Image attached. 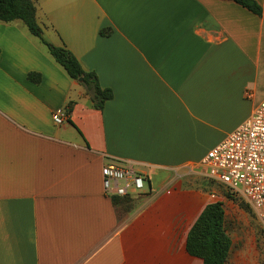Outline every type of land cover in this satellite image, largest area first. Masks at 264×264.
Instances as JSON below:
<instances>
[{
    "label": "crops",
    "instance_id": "0c3cea01",
    "mask_svg": "<svg viewBox=\"0 0 264 264\" xmlns=\"http://www.w3.org/2000/svg\"><path fill=\"white\" fill-rule=\"evenodd\" d=\"M35 1L44 38L114 97L95 108L22 21H0V264H203L188 235L229 202L203 160L264 102V0L262 16L225 0ZM108 164L132 165L144 194L105 196Z\"/></svg>",
    "mask_w": 264,
    "mask_h": 264
},
{
    "label": "built area",
    "instance_id": "2783aa9c",
    "mask_svg": "<svg viewBox=\"0 0 264 264\" xmlns=\"http://www.w3.org/2000/svg\"><path fill=\"white\" fill-rule=\"evenodd\" d=\"M67 111L55 113L62 125ZM208 177L227 191L241 196L256 215L264 233V102L239 128L210 150L203 160ZM103 191L109 198H140L145 177L129 164H108L102 168Z\"/></svg>",
    "mask_w": 264,
    "mask_h": 264
},
{
    "label": "trees",
    "instance_id": "16d2710c",
    "mask_svg": "<svg viewBox=\"0 0 264 264\" xmlns=\"http://www.w3.org/2000/svg\"><path fill=\"white\" fill-rule=\"evenodd\" d=\"M225 1L235 2L257 16L263 14L262 7L255 0ZM36 13L35 0H0V21L4 23L22 21L31 35L40 39L47 47L55 62L66 71L72 80L77 82L82 80L81 85L85 87L95 108L102 110L105 104L113 99V92L109 89H102L97 75L94 72L85 71L78 59L66 48L57 47L44 38ZM29 78L33 82L40 80L39 75L36 74H31ZM227 197L235 200L229 192H227ZM232 247L233 241L226 231V211L223 202L208 205L188 235L187 252L192 257L201 259L203 264H228Z\"/></svg>",
    "mask_w": 264,
    "mask_h": 264
},
{
    "label": "rangeland",
    "instance_id": "374dc122",
    "mask_svg": "<svg viewBox=\"0 0 264 264\" xmlns=\"http://www.w3.org/2000/svg\"><path fill=\"white\" fill-rule=\"evenodd\" d=\"M227 197V189L217 185ZM225 204L227 229L233 241L228 264H264V233L254 212L241 196Z\"/></svg>",
    "mask_w": 264,
    "mask_h": 264
},
{
    "label": "water",
    "instance_id": "95a60500",
    "mask_svg": "<svg viewBox=\"0 0 264 264\" xmlns=\"http://www.w3.org/2000/svg\"><path fill=\"white\" fill-rule=\"evenodd\" d=\"M80 82H82V80H80Z\"/></svg>",
    "mask_w": 264,
    "mask_h": 264
}]
</instances>
